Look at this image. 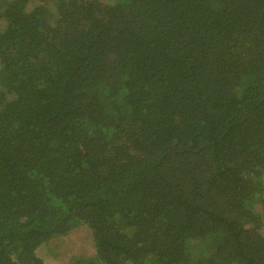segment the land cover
Instances as JSON below:
<instances>
[{
  "label": "trees",
  "instance_id": "obj_1",
  "mask_svg": "<svg viewBox=\"0 0 264 264\" xmlns=\"http://www.w3.org/2000/svg\"><path fill=\"white\" fill-rule=\"evenodd\" d=\"M0 264H264V0H0ZM68 261V264H69Z\"/></svg>",
  "mask_w": 264,
  "mask_h": 264
},
{
  "label": "rangeland",
  "instance_id": "obj_2",
  "mask_svg": "<svg viewBox=\"0 0 264 264\" xmlns=\"http://www.w3.org/2000/svg\"><path fill=\"white\" fill-rule=\"evenodd\" d=\"M38 254L46 263L68 264L70 257L93 255V247L86 228L77 226L67 234L51 237L44 242ZM69 264H75L74 260L69 261Z\"/></svg>",
  "mask_w": 264,
  "mask_h": 264
}]
</instances>
